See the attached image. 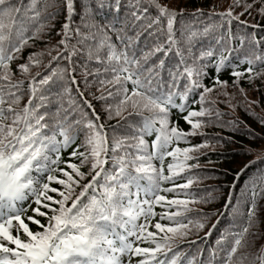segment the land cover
I'll list each match as a JSON object with an SVG mask.
<instances>
[{
    "label": "snow or ice",
    "instance_id": "snow-or-ice-1",
    "mask_svg": "<svg viewBox=\"0 0 264 264\" xmlns=\"http://www.w3.org/2000/svg\"><path fill=\"white\" fill-rule=\"evenodd\" d=\"M244 84L264 0H0V264H264V152L192 187Z\"/></svg>",
    "mask_w": 264,
    "mask_h": 264
},
{
    "label": "trees",
    "instance_id": "trees-1",
    "mask_svg": "<svg viewBox=\"0 0 264 264\" xmlns=\"http://www.w3.org/2000/svg\"><path fill=\"white\" fill-rule=\"evenodd\" d=\"M186 2L189 5L200 6L211 3L212 0H186ZM222 78L228 79L229 82L231 81V77L226 74ZM244 87L247 90L248 99L256 100L259 104L251 105V111L248 110L249 106L247 105H237L233 111L221 104L222 111L226 113L222 118L224 126H214L206 130L218 143H214L213 147L204 150L205 155L200 157L201 167L198 171L212 178L205 179L198 185L194 184L192 186L197 191L208 186H216L219 189L218 193H216L218 199L215 202L201 206L206 212H215L216 209L222 210L228 186L232 183L234 174L249 160L255 159L257 155L264 152V124H261L257 119V117H264V88L257 91L252 90L247 84H244ZM229 91L235 92V89L229 88ZM236 100H243V97L237 93ZM251 112L256 115H252ZM228 121H239V123L232 127L227 125ZM252 134L259 138H253ZM200 139L199 137L196 138L195 142H199ZM247 148H254L255 151L252 154H247ZM257 164H259V161H257ZM243 179L244 177H241V180ZM213 223L216 224V227L212 229L211 235L205 238V246L215 244L220 233H226L231 229L230 218L227 215L221 216L219 222L216 221V216L213 215L206 224L205 229L201 230V237L204 236V232Z\"/></svg>",
    "mask_w": 264,
    "mask_h": 264
}]
</instances>
